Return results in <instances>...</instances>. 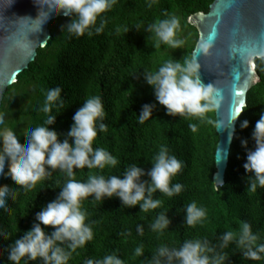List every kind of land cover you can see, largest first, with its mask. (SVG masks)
<instances>
[{
	"label": "trees",
	"instance_id": "trees-1",
	"mask_svg": "<svg viewBox=\"0 0 264 264\" xmlns=\"http://www.w3.org/2000/svg\"><path fill=\"white\" fill-rule=\"evenodd\" d=\"M213 1L155 0L153 3L152 0H119L107 13L104 31L91 37H69L61 29V25L67 23L66 18H57L49 24L51 38L46 47L37 50L28 69L8 87L0 111L5 113L6 125L14 129L25 146L28 129L43 124L46 119L39 108L48 89L60 87L63 90L64 108L60 110L56 123L50 126L60 134L68 132L73 115L87 98L101 97L108 130L98 132L94 147L107 149L117 157L119 164L116 168L104 170H76L75 178L79 181L86 182L90 173L106 178L122 176L133 164L150 170L162 145L184 163L182 172L172 181L183 185L181 194L169 198L157 192L155 198L162 201V206L147 213L141 212L139 206L125 208L119 199L85 200L83 208L87 212V222L92 225L94 239L73 253L69 264H85L90 258L100 259L111 254L118 255L125 264H147L164 244L179 247L186 240L206 238L217 245L224 232L238 231L242 221L250 223L253 232L260 235L259 243H264V188L258 187L255 192L247 189L248 174L243 167L246 149L241 146V140L246 139L248 149H255L252 132L260 114L264 113V59L256 60L260 81L247 93V105L236 125L230 148L225 184L217 191L212 183L218 141L215 127L200 124L195 119L168 116L166 109L156 101L153 89L143 79L145 71L158 70L169 60L183 62L192 58L198 33L188 19L201 12L208 13ZM172 15L180 19L181 30L177 38L184 43L179 49L162 43L157 48L154 33L146 29ZM118 27H127L129 33L121 31L117 34ZM145 104L156 107L153 119L140 124L138 115ZM209 115L216 120L215 113ZM243 120L249 121L246 129L240 127ZM192 123L198 125L195 132L189 127ZM67 179L56 170L51 178L32 191L25 193L22 188L18 191L16 199L11 202V214L0 215V231L9 235L8 239L0 240V249L5 250L0 264H8V246L31 229L36 214L56 198ZM3 183L8 188H17L10 180ZM193 201L207 210V219L195 228L184 222L185 208ZM162 212L168 214L172 224L169 230L160 234L153 232L150 225ZM140 225L144 228L143 235L137 232ZM141 245L144 255L137 257L134 251ZM223 251L230 257L228 264H264V261L242 259L235 244Z\"/></svg>",
	"mask_w": 264,
	"mask_h": 264
},
{
	"label": "clouds",
	"instance_id": "clouds-1",
	"mask_svg": "<svg viewBox=\"0 0 264 264\" xmlns=\"http://www.w3.org/2000/svg\"><path fill=\"white\" fill-rule=\"evenodd\" d=\"M119 0H50L49 22L63 16L67 23L61 25L69 37H91L101 34L107 24V13L112 11ZM154 3L155 0H152ZM151 6V4L149 5ZM40 10V8H39ZM40 15V12H39ZM181 30L180 19L175 16L158 20L148 26L149 33H154L158 48L160 44L179 49L184 41L177 38ZM129 33L127 27L117 28ZM210 43L201 44L203 53H207ZM201 65L196 56L183 62L169 60L155 71H145L144 81L153 89L159 105L166 109L171 117L195 119L200 124H207L223 129L221 124L209 114L217 113L222 107L223 95L213 84L205 85L200 76ZM254 76L255 74L252 73ZM60 87L48 89L39 111L46 119L43 124L28 129L26 146L21 142L12 127L6 125L5 113L0 111V215L11 214V202L16 199L22 188L25 193L32 191L38 184L51 178L59 170L68 179L60 188L56 198L43 207L35 217L31 229L15 239L7 248L8 264H69L73 253L85 247L94 239L92 225L87 222V212L83 202L89 198L95 201L119 199L125 208L139 206L141 212L147 213L162 206V201L155 198L157 192L169 198L181 194L183 185L173 184L184 163L171 155L167 146H160L154 157L150 170L133 164L127 167L122 176L89 174L87 181L77 180L76 170L116 168L119 160L107 149L94 147L98 132H107L104 123L106 111L100 96L87 98L73 115V123L66 134L58 133L50 127L56 123L65 101ZM155 105H143L138 122L144 124L153 119ZM55 110V112L53 111ZM244 112L238 109L230 117L229 128ZM193 132L198 125H189ZM241 129L249 127V121L243 120ZM63 135V139H61ZM231 139V136H230ZM255 149H248V141L241 140L246 149V162L243 167L247 189L255 192L258 187L264 188V113L260 114L252 132ZM224 158L220 151V158ZM147 177V179H145ZM10 180L17 185L16 189L8 188L3 181ZM207 219V210L193 201L185 208L184 222L195 228ZM172 221L168 214L160 213L150 225L153 232L163 234L169 230ZM52 229L51 232L47 229ZM140 235L144 234L142 225L137 227ZM131 235V233H128ZM9 238L8 233L0 231V240ZM260 235L254 233L250 223L242 221L238 231L228 230L219 237L217 245L206 238L189 239L179 247L161 245L147 264H228L230 257L223 249L230 245L240 250L242 259L264 261V243H259ZM5 250L0 249V258ZM134 255H144L143 246L136 247ZM85 264H125L118 255H106L100 259H88Z\"/></svg>",
	"mask_w": 264,
	"mask_h": 264
},
{
	"label": "water",
	"instance_id": "water-1",
	"mask_svg": "<svg viewBox=\"0 0 264 264\" xmlns=\"http://www.w3.org/2000/svg\"><path fill=\"white\" fill-rule=\"evenodd\" d=\"M49 5L50 0H0V108L8 87L16 83L35 60L37 50L46 47L51 38ZM188 23L198 33L192 57L196 56L201 65V79L223 95L222 107L215 113L223 127H215L218 141L212 183L217 191L225 184L239 121L229 128L230 117L238 109L244 110L248 91L260 81L256 60L264 59V0H214L208 13L195 14ZM205 42L210 43L207 53L201 50ZM253 65L256 79L249 72ZM220 151L224 158L217 163Z\"/></svg>",
	"mask_w": 264,
	"mask_h": 264
},
{
	"label": "snow or ice",
	"instance_id": "snow-or-ice-1",
	"mask_svg": "<svg viewBox=\"0 0 264 264\" xmlns=\"http://www.w3.org/2000/svg\"><path fill=\"white\" fill-rule=\"evenodd\" d=\"M255 70V65H253L250 69L249 72L254 73ZM253 79H256L255 75L252 77Z\"/></svg>",
	"mask_w": 264,
	"mask_h": 264
}]
</instances>
